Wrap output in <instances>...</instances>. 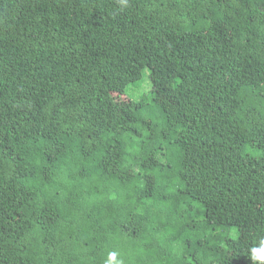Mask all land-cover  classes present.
<instances>
[{
  "label": "trees",
  "instance_id": "obj_1",
  "mask_svg": "<svg viewBox=\"0 0 264 264\" xmlns=\"http://www.w3.org/2000/svg\"><path fill=\"white\" fill-rule=\"evenodd\" d=\"M262 242L264 0H0V264Z\"/></svg>",
  "mask_w": 264,
  "mask_h": 264
},
{
  "label": "rangeland",
  "instance_id": "obj_2",
  "mask_svg": "<svg viewBox=\"0 0 264 264\" xmlns=\"http://www.w3.org/2000/svg\"><path fill=\"white\" fill-rule=\"evenodd\" d=\"M151 88V82L148 77V73H144L142 80L137 83L130 85L127 88V94L130 95L133 99H140L143 94H145Z\"/></svg>",
  "mask_w": 264,
  "mask_h": 264
},
{
  "label": "clouds",
  "instance_id": "obj_3",
  "mask_svg": "<svg viewBox=\"0 0 264 264\" xmlns=\"http://www.w3.org/2000/svg\"><path fill=\"white\" fill-rule=\"evenodd\" d=\"M253 259L264 260V242H262L261 253L257 255L256 249H252Z\"/></svg>",
  "mask_w": 264,
  "mask_h": 264
}]
</instances>
